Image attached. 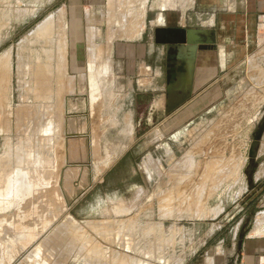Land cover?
<instances>
[{"label": "rangeland", "instance_id": "rangeland-1", "mask_svg": "<svg viewBox=\"0 0 264 264\" xmlns=\"http://www.w3.org/2000/svg\"><path fill=\"white\" fill-rule=\"evenodd\" d=\"M72 3L0 0V57L11 52L0 68V255L13 264H92L75 247L81 239L103 249L104 264H200L221 240L230 251L264 211V136L251 157L264 123V45L224 72L203 50L197 63L209 54L199 71L207 79L192 88L202 97L168 115L151 95L124 92L119 40L109 81L98 65L75 71L102 62L94 36L109 25L72 24ZM48 18L49 33H38ZM7 221L14 230H3ZM66 222L76 229L53 235ZM168 239L170 252L158 244Z\"/></svg>", "mask_w": 264, "mask_h": 264}, {"label": "crops", "instance_id": "crops-1", "mask_svg": "<svg viewBox=\"0 0 264 264\" xmlns=\"http://www.w3.org/2000/svg\"><path fill=\"white\" fill-rule=\"evenodd\" d=\"M72 7L76 10V15L70 16L72 24L109 25L106 32L96 33L94 36L99 41L98 49L103 53L102 59H99L102 62L92 64L91 69L88 66L84 70L77 64L75 71H94L95 65H98L100 67L97 71L103 72L102 81H109L111 74L107 79L104 76L105 72L111 73L110 47L113 49L115 41L119 40L120 43L116 44L114 51L122 62L114 66L119 69L120 74L116 78L124 81V92L128 91L134 98L141 94L153 95L155 91H160L159 87L165 88V84H158L160 79L163 82L160 64L168 51L177 46L171 41L176 36L175 33L182 40L176 48L183 52L185 58L190 54L185 43L188 38L186 33H197V39L204 40L198 48L214 53L219 72H224L229 64H238L241 56L264 45V0H73ZM118 25L120 26L117 30ZM199 49L191 71L192 81L187 80L190 88L192 85L193 88L199 86L207 79L199 75L196 78V74L194 75L196 69L201 71L210 65L209 54L205 52L208 55H205L204 63L198 66L197 58L202 52ZM76 55H81L79 50ZM99 55L101 54L98 52ZM51 66L57 72L58 65L54 63ZM79 96L87 99L85 94H78L77 97ZM164 97L163 91L161 97L152 99L151 103L156 101L158 104H165ZM196 98L194 96L188 105ZM188 105L178 109L176 114ZM151 108L153 112L154 107ZM77 114L82 116L85 112ZM107 162H110V157ZM24 183L29 181L24 180ZM261 199L264 204V197ZM259 213L264 214V211L256 214L252 227L240 240L235 241L230 251H224L225 242L221 240L219 246L211 251L212 255L210 252L206 253L207 258L200 264H264V221L260 223L262 219L259 221ZM3 227L6 231L14 230L9 221ZM216 249H221L222 252H217ZM8 258L7 254L0 255V264H13Z\"/></svg>", "mask_w": 264, "mask_h": 264}, {"label": "flooded vegetation", "instance_id": "flooded-vegetation-1", "mask_svg": "<svg viewBox=\"0 0 264 264\" xmlns=\"http://www.w3.org/2000/svg\"><path fill=\"white\" fill-rule=\"evenodd\" d=\"M176 36L172 37L171 41L175 43V46L179 43L182 42L180 41V36L175 33ZM180 41V42H179ZM176 46V47H177ZM174 47L173 49H170L168 51V54L165 55L164 61L162 64H160V68L163 71V83L162 80L160 79V82L158 83L160 86L162 84H165V90H157L154 92L153 95H151V99H156L160 98L161 94L164 91V101H165V109H166V114L170 115L174 111V104H182L185 105V103H188L193 97H192V87L187 86V78L189 77V74L191 72V66L195 58V50H192V54L185 58L183 57L182 59L178 56L179 55V49ZM200 50V49H199ZM205 49L201 48L200 51H203ZM207 50V49H206ZM193 55V57H192ZM185 68V71H184ZM183 73V75H182ZM196 74L199 75V70L196 69L194 72V75ZM183 76L184 80H180ZM195 78V77H194ZM205 95V94H203ZM202 95L198 96L196 99H200ZM163 103V102H162ZM183 107V106H179ZM176 136L173 138L175 139Z\"/></svg>", "mask_w": 264, "mask_h": 264}, {"label": "bare ground", "instance_id": "bare-ground-1", "mask_svg": "<svg viewBox=\"0 0 264 264\" xmlns=\"http://www.w3.org/2000/svg\"><path fill=\"white\" fill-rule=\"evenodd\" d=\"M51 20V18H48L45 22H43L42 24H41V26L38 28V33H40V34H44V33H49V30L47 29V26H49L48 25V22ZM47 37V36H46ZM47 42V41H46ZM33 43V42H32ZM24 50H25V48H24ZM189 51V50H188ZM11 52H8L7 54L6 53H4L5 55H3L2 57H0V68H1V64H4L3 62H4V60L6 59V57L7 58H10L11 57V54H10ZM30 53V52H29ZM31 53H32V51H31ZM33 54V53H32ZM191 54H192V52H191ZM29 55H31V54H29ZM65 55V54H64ZM32 56V55H31ZM192 57H193V55H192ZM25 59V58H24ZM51 59V58H50ZM26 60H27V57H26ZM37 60V59H36ZM62 60V59H61ZM30 61H32V60H30ZM7 62V61H6ZM10 63V62H9ZM3 66V65H2ZM24 66V65H23ZM3 68V67H2ZM1 68V69H2ZM6 68V67H5ZM24 69H26V68H24ZM2 71V70H1ZM9 72V71H8ZM2 73V72H1ZM5 78V77H4ZM46 81V80H45ZM1 83V82H0ZM47 83V82H46ZM4 85V84H3ZM2 87V86H1ZM47 94V93H46ZM0 99H1V97H0ZM226 148V147H225ZM190 158L189 157H187V158H185L183 161H184V163H182L181 165L184 167H186V165H187V167L185 168L186 169V172H189L191 169H192V167L189 165V164H191V162L192 161H190L189 160ZM190 166V168H188L189 166ZM194 165H195V163H194ZM193 165V166H194ZM229 165V164H228ZM221 166V165H220ZM228 168H230V167H228ZM228 168H226L227 170H228ZM231 169V168H230ZM190 173V172H189ZM23 175V174H22ZM187 175H188V173H187ZM23 177V176H22ZM46 178V177H45ZM175 179V178H174ZM176 181H180V179L179 178H177V179H175ZM24 181V180H23ZM176 181H175V183H176ZM17 195V194H16ZM25 202V201H24ZM6 204V203H5ZM60 205V204H59ZM215 212H216V210H215ZM30 213V212H29ZM38 213V212H37ZM259 218V221H261V219H262V221L260 222V223H262L264 220V214H260L259 213V216H258ZM71 221V220H70ZM67 223V222H66ZM91 225V224H90ZM94 226V225H93ZM95 226H97L96 224H95ZM74 227H77L78 228V225H75ZM90 227V226H89ZM122 226H120L119 228H121ZM123 227H125V226H123ZM72 229H76V228H73V227H71V223H67V224H64L60 229H59V231L58 232H54V234L53 235H55L56 236V234H58V235H60V236H62V235H66V232L68 231V230H72ZM101 229V228H100ZM133 229H135V228H133ZM81 230V229H80ZM97 230V229H96ZM123 229H119L117 232H119V231H122ZM124 230H125V228H124ZM61 233V234H60ZM105 233V232H104ZM110 233V232H109ZM112 233V232H111ZM110 233V234H111ZM120 233V232H119ZM106 234V233H105ZM113 234V233H112ZM111 234V235H112ZM140 234V233H139ZM138 234V235H139ZM76 236V235H75ZM78 236V235H77ZM59 237V236H58ZM107 237V236H106ZM143 237H145V236H143ZM147 237V236H146ZM61 238V237H60ZM151 237H148V238H146V239H148V240H144V238L142 239V241H149L150 242V239ZM51 239H53V238H51ZM51 239H47L46 241H44L43 242V244H41L40 245V248L38 249V251L40 252V253H46V250H47V245L46 244H49L50 242V240ZM79 239V238H78ZM117 239V238H116ZM118 239H119V237H118ZM122 239V238H121ZM125 239V238H124ZM152 239V238H151ZM115 240V239H114ZM125 240H127V239H125ZM43 241V240H42ZM80 241V240H79ZM81 243H80V246H75V247H79V249H80V247H81V251H83L82 249H84V248H86V250H87V253L85 254V258H87L86 259V261H89V263H92V264H102V262H103V264H104V262H106L105 260H103V258H105V257H107V256H103L104 255V252H102V250L103 249H99V247L100 246H96L95 247V249H94V252H93V248H91V249H89L88 248V244H87V242H85V241H83L82 239H81ZM128 242H126L127 244L126 245H128V244H130L131 245V243H129V239L127 240ZM45 242H46V244H45ZM154 242H156L155 240L153 241V243ZM77 243H78V241H77ZM119 243L121 244V242L119 241ZM144 243H148V242H144ZM143 243V244H144ZM152 242H150V244H151ZM74 244H76V242L74 243ZM92 244V243H91ZM159 244V246L161 247V248H167V246H168V251L170 250V247H169V245H170V240L168 239V241H163V242H159L158 243ZM60 244H57L56 246H59ZM129 245V246H130ZM124 246V245H123ZM139 246V245H138ZM155 246V245H154ZM158 246V245H157ZM171 246V245H170ZM61 247H62V244H61ZM66 248L65 249H68V248H74V246L72 245V243L71 244H67L66 246H65ZM88 248V249H87ZM125 248V247H124ZM163 249H161V250H163ZM72 250V249H71ZM136 250V249H135ZM38 251H37V253H38ZM86 252V251H85ZM100 252H102L103 254H101L102 256H100L99 254H100ZM135 252V251H134ZM170 252V251H169ZM168 252V253H169ZM36 253V254H37ZM137 253V252H136ZM39 254V253H38ZM37 254V255H38ZM67 254V253H66ZM71 254V253H70ZM141 254V253H140ZM139 255V254H138ZM118 256V255H117ZM120 256V255H119ZM127 256L128 255H126V257H125V254H123V256H120V257H122V258H125V259H127ZM59 257H62V256H59ZM151 257H152V255H151ZM136 258V257H135ZM129 259H131L132 260V258H129ZM57 260H59L60 261V259H58L57 258ZM136 261H138V260H134V258H133V260H132V262H126L125 264H141L140 262H142V261H140V262H136ZM136 262V263H135ZM142 264H146V263H142Z\"/></svg>", "mask_w": 264, "mask_h": 264}, {"label": "water", "instance_id": "water-1", "mask_svg": "<svg viewBox=\"0 0 264 264\" xmlns=\"http://www.w3.org/2000/svg\"><path fill=\"white\" fill-rule=\"evenodd\" d=\"M186 35L188 36V38L185 41V43L187 44V50H189V53H191L192 50H195V58H194V61L192 63V66H191V71H192V68L194 66V62H195V59H196V56H197V51L199 49L198 45L203 44L204 40H202V39L198 40L197 39V35L198 34L195 33L194 31H189V32L186 33ZM191 74H192V72H190V74H189L190 81H191ZM263 136H264V123L256 131V137L254 139L253 149L251 151V157L252 158L256 157L255 147L260 143V141L262 140Z\"/></svg>", "mask_w": 264, "mask_h": 264}]
</instances>
